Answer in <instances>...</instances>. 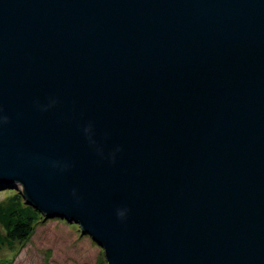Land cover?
<instances>
[{
	"label": "water",
	"instance_id": "obj_1",
	"mask_svg": "<svg viewBox=\"0 0 264 264\" xmlns=\"http://www.w3.org/2000/svg\"><path fill=\"white\" fill-rule=\"evenodd\" d=\"M0 183L106 264H264V0H0Z\"/></svg>",
	"mask_w": 264,
	"mask_h": 264
},
{
	"label": "rangeland",
	"instance_id": "obj_2",
	"mask_svg": "<svg viewBox=\"0 0 264 264\" xmlns=\"http://www.w3.org/2000/svg\"><path fill=\"white\" fill-rule=\"evenodd\" d=\"M14 186V185H13ZM21 193V188L15 185ZM0 189V200L13 190ZM0 264H106L99 248L79 226L62 218H43L31 235L11 249L0 246Z\"/></svg>",
	"mask_w": 264,
	"mask_h": 264
},
{
	"label": "trees",
	"instance_id": "obj_3",
	"mask_svg": "<svg viewBox=\"0 0 264 264\" xmlns=\"http://www.w3.org/2000/svg\"><path fill=\"white\" fill-rule=\"evenodd\" d=\"M10 188L12 193L0 200V246L11 249L14 243L26 240L35 223L44 217L26 203L21 193L9 183H0V189Z\"/></svg>",
	"mask_w": 264,
	"mask_h": 264
}]
</instances>
